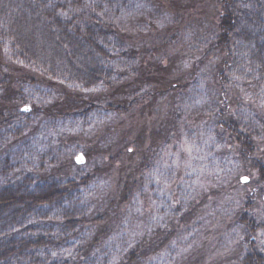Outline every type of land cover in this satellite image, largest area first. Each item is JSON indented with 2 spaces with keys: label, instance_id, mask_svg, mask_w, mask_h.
<instances>
[{
  "label": "trees",
  "instance_id": "16d2710c",
  "mask_svg": "<svg viewBox=\"0 0 264 264\" xmlns=\"http://www.w3.org/2000/svg\"><path fill=\"white\" fill-rule=\"evenodd\" d=\"M212 1L219 11L212 16L214 30L204 51L209 53L203 69L211 91L199 86L203 91L196 93L206 109L201 115L208 114L213 126L238 145L262 180L255 186L256 192L247 193L239 210L233 212L231 245L220 247L225 248L226 258L216 264H264V212L257 207L259 192H264V158L251 156L264 137V119L258 120L256 112L258 107L264 109V0ZM113 4V0H0V56H8L10 68L21 69L15 72L17 78L0 70V138L6 149L11 144L17 149L16 159L0 170V264H151L154 253L166 243L161 230L130 243L115 241L111 233L112 214L135 195L136 175L147 163L146 154L143 166L130 163L131 141L121 139L111 153L110 161L119 156L128 160L120 164L126 176L115 184L116 197L101 194L98 186L103 181L91 170L57 178L51 167H26L31 161L25 155L37 138L32 128L28 131L27 120L18 116L39 113L32 100L48 92L39 83L77 91L120 89L128 93L123 98L128 102H119L113 109L122 111L121 106L130 112L132 108L130 116L135 121L147 113L149 104H141L143 94L136 95L150 83L147 74L157 73L161 66L151 61L145 65L144 57L136 55L115 25ZM179 7L186 9L185 5ZM11 77L15 86L9 84ZM129 77L134 80L125 83ZM175 79H160L163 84L153 93L169 100L171 109L166 115L170 113V118L175 106L189 98L187 85L199 77L193 72L183 81ZM150 81L160 83L158 78ZM238 90L244 93V100ZM21 101L29 102V111L15 108ZM82 109L58 108L52 120L60 118L58 113L76 116ZM142 130L133 138L138 141L136 147L141 144L137 137ZM84 154L88 157L87 151Z\"/></svg>",
  "mask_w": 264,
  "mask_h": 264
},
{
  "label": "rangeland",
  "instance_id": "374dc122",
  "mask_svg": "<svg viewBox=\"0 0 264 264\" xmlns=\"http://www.w3.org/2000/svg\"><path fill=\"white\" fill-rule=\"evenodd\" d=\"M172 2L175 5L168 0H113L115 25L136 49V55L144 57L145 65L151 61L161 66L157 73H146L151 76L150 83L142 86L141 93L136 95L143 94L141 104H149L147 113L135 121L130 116L132 108L130 112L121 106L122 111L113 109L119 102H128V98L123 100L128 93L120 89L101 87L77 91L39 83L48 91L32 100L33 108L39 113L29 111L28 117L18 116L27 120L28 131L32 128L37 138L25 155L31 161L26 167L30 169L39 164L43 168L51 167L57 178L91 170L101 183L103 181L98 186L101 194L116 197L115 184L126 176L120 164L122 161L127 164L128 160L119 156L110 161L111 153L121 139L131 141L133 161L130 163L142 166L147 163L136 175L135 195L112 214L111 233L115 234V241L130 243L161 230L167 240L154 253L151 264H216L226 258L225 248L220 247L231 245L233 212L239 210L240 201L247 193L256 192L254 188L262 180L253 162L242 157L238 145L213 126L208 114L201 115L206 109H202L196 93L204 87L205 92L211 91L203 69L209 53L204 51L214 30L212 16L219 11L217 3L212 0ZM180 5H185L186 9L180 10ZM8 60L7 55L0 56V70L17 78L15 72L21 69L10 68L12 63ZM193 72L199 79L187 85L189 98H182L183 105L177 104L170 118V113L166 115L169 100L163 94L153 93L163 84L160 79L173 77L179 82ZM14 77L9 82L12 86L16 85L12 82ZM152 78H158L160 83L150 81ZM128 80L134 77L127 78L125 83ZM129 86L125 85L124 89L128 90ZM237 93L245 99L244 93L239 90ZM24 105L31 107L29 102L21 101L15 108L19 110ZM75 106L85 108L76 116L58 113L60 118L52 120L56 109ZM257 109L258 120L264 119V109ZM139 129H143L137 137L141 144L136 147L138 141L133 142V138ZM4 144L0 138V170L8 167L9 160L16 159L17 154L14 144L8 149ZM258 148H254L251 156L262 159L264 137ZM84 151L88 152V157ZM78 153L84 157L80 164L73 161ZM143 154L146 161L141 162ZM109 163L112 165L105 169ZM241 177L248 180L241 182ZM259 194L261 202H257V207L263 213L264 192Z\"/></svg>",
  "mask_w": 264,
  "mask_h": 264
},
{
  "label": "water",
  "instance_id": "95a60500",
  "mask_svg": "<svg viewBox=\"0 0 264 264\" xmlns=\"http://www.w3.org/2000/svg\"><path fill=\"white\" fill-rule=\"evenodd\" d=\"M20 111L21 112H27V111H29V106H22L21 108H20ZM74 161H75V163H77V164H80V163H82L83 161H84V157L82 156V154L81 153H78V154H76L75 155V157H74ZM248 180V178L247 177H241V182H246Z\"/></svg>",
  "mask_w": 264,
  "mask_h": 264
}]
</instances>
